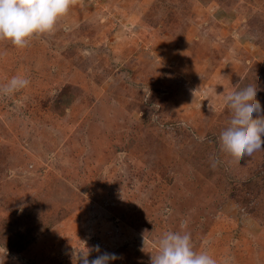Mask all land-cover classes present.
Here are the masks:
<instances>
[{
    "label": "rangeland",
    "instance_id": "374dc122",
    "mask_svg": "<svg viewBox=\"0 0 264 264\" xmlns=\"http://www.w3.org/2000/svg\"><path fill=\"white\" fill-rule=\"evenodd\" d=\"M16 75L29 86L0 95L4 264H151L182 220L221 264H264V150L239 158L219 132L238 80L264 115V0H72L27 47L0 41V86Z\"/></svg>",
    "mask_w": 264,
    "mask_h": 264
},
{
    "label": "clouds",
    "instance_id": "9594fccd",
    "mask_svg": "<svg viewBox=\"0 0 264 264\" xmlns=\"http://www.w3.org/2000/svg\"><path fill=\"white\" fill-rule=\"evenodd\" d=\"M72 0H0V41H9L17 48H25L36 35L52 32L58 20L67 15ZM29 79L21 75L11 77L0 86V95H10L29 86ZM259 91L255 79L238 80L225 96L231 105L226 121L221 125L222 144L237 157H250L264 150V115L256 99ZM257 115L254 117L253 114ZM187 220H182L179 231H168L156 241V254L151 264H221L220 258L206 244L197 246L191 232L185 230ZM0 259L7 257V249ZM100 252L99 245L95 247ZM89 250L79 252L80 264H110L119 257L104 252L89 260Z\"/></svg>",
    "mask_w": 264,
    "mask_h": 264
},
{
    "label": "trees",
    "instance_id": "16d2710c",
    "mask_svg": "<svg viewBox=\"0 0 264 264\" xmlns=\"http://www.w3.org/2000/svg\"><path fill=\"white\" fill-rule=\"evenodd\" d=\"M64 105H67V102H63Z\"/></svg>",
    "mask_w": 264,
    "mask_h": 264
}]
</instances>
